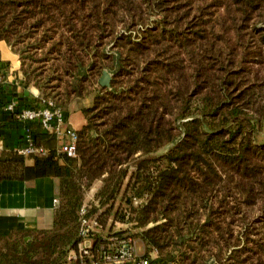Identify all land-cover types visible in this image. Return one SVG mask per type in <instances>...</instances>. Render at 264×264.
I'll return each mask as SVG.
<instances>
[{"label": "trees", "instance_id": "trees-1", "mask_svg": "<svg viewBox=\"0 0 264 264\" xmlns=\"http://www.w3.org/2000/svg\"><path fill=\"white\" fill-rule=\"evenodd\" d=\"M0 41L58 108L93 97L75 157L40 126L44 154L0 151V183L60 179L52 225L0 235V264L64 263L97 180L86 216L131 219L150 264H264V0H0Z\"/></svg>", "mask_w": 264, "mask_h": 264}, {"label": "crops", "instance_id": "crops-1", "mask_svg": "<svg viewBox=\"0 0 264 264\" xmlns=\"http://www.w3.org/2000/svg\"><path fill=\"white\" fill-rule=\"evenodd\" d=\"M0 69L3 71V80L0 82V151H17L26 144L27 127L20 121L18 123L15 113L8 110L7 106L13 102L17 104L18 110L34 106L42 98V94L37 87L27 86L25 76L21 71L20 57L5 41H0ZM92 101L93 97L77 100L73 102L69 111H64L65 120L75 130L80 129L85 124L81 109L91 105ZM33 128L35 133L36 130L42 131L38 125H34ZM29 163L32 164L33 159H29ZM59 184L60 179L57 177L37 178L22 182H1L0 235H7L12 230L32 231L49 228L52 225L54 210L58 205ZM102 184V180H97L86 191L84 205L87 206L95 201V195ZM117 204L118 201L115 207ZM114 222L112 214L108 225H102L105 233L112 234L114 232V224L119 223L118 221ZM124 223L122 222L121 226ZM138 242H141L143 250L142 253H138L143 256L145 246L141 240H137ZM86 245H94V241H86ZM69 255L62 264H79V261L69 258ZM157 257L156 252L151 254L152 259Z\"/></svg>", "mask_w": 264, "mask_h": 264}, {"label": "built area", "instance_id": "built-area-1", "mask_svg": "<svg viewBox=\"0 0 264 264\" xmlns=\"http://www.w3.org/2000/svg\"><path fill=\"white\" fill-rule=\"evenodd\" d=\"M2 80L3 71L0 69V82ZM7 108L14 112L16 118L27 127L26 144L20 147L17 152L26 156L46 152V149L37 146L34 140L33 127L38 125L42 130L58 136L61 152L70 157L77 155V131L67 123L64 111L58 108L54 101L40 98L36 105L21 110H18L17 104L13 102ZM142 200L139 199V201ZM139 201L135 199V203ZM86 213V205H84L81 209L83 217L79 227V236L82 238V242L78 251L70 253L69 258L79 261V264H150L149 259L139 255L136 238L128 233L122 237L109 235L104 232L103 226L96 216L87 217ZM127 215L129 217V213ZM94 235L102 236L107 242H102L96 247L86 245V241L92 240Z\"/></svg>", "mask_w": 264, "mask_h": 264}, {"label": "rangeland", "instance_id": "rangeland-1", "mask_svg": "<svg viewBox=\"0 0 264 264\" xmlns=\"http://www.w3.org/2000/svg\"><path fill=\"white\" fill-rule=\"evenodd\" d=\"M208 12H207V18H209V19H211V20H209L210 21V23L208 24V32L209 33H220L222 30H223V27L222 26H220V25H217L218 24V21H217V19H218V17H220V16H222L223 15V11H222V8H211V9H209V10H207ZM213 24L215 25V28L213 29ZM226 38L227 39H231L230 41H229V44L232 46V47H237V45H236V41L233 39L234 38V35H233V32H228L227 34H226ZM132 40H134V41H138V39L137 38H133ZM228 53H229V51H228ZM227 53V54H228ZM238 58H239V56H238ZM256 68V67H255ZM207 90V89H206ZM85 102V101H84ZM80 103V102H79ZM161 152H158V154H160ZM134 169H135V164L134 163H131L130 164V170H129V172L130 173H132V172H134ZM126 183V182H125ZM123 187H125V184H124V186ZM121 197H122V193L121 194H119L118 195V204H117V207H119L120 205H121V201H120V199H121ZM128 197H132V193H129L128 194ZM136 200L137 201H139V199L138 198H136ZM144 202H145V198L142 200V201H139V202H137V203H135V198H134V200H133V206L136 208V207H138V206H140V205H142V204H144ZM123 208L124 209H126V210H128V213H130V218H133L134 216H135V213H134V209H132L130 206H129V204H127V202L125 203L124 202V204H123ZM119 223L118 224H114V226H115V228L113 229L114 230V232H116V231H122V230H124V232H126V233H128V234H130V235H132L134 238H136L137 240H138V238L136 237V233H137V231H138V229L136 228V226H135V224L133 223V222H131V219L129 220V218L128 219H126V221H125V223H124V225L122 224V226H121V223L122 222H120V221H118ZM115 223V222H114ZM110 224H111V222H110ZM109 224V225H110ZM113 224V223H112ZM109 228V227H108ZM113 228V227H112ZM107 232H110V231H107ZM109 234V233H108ZM142 245H141V242H138V252L139 253H142Z\"/></svg>", "mask_w": 264, "mask_h": 264}, {"label": "water", "instance_id": "water-1", "mask_svg": "<svg viewBox=\"0 0 264 264\" xmlns=\"http://www.w3.org/2000/svg\"><path fill=\"white\" fill-rule=\"evenodd\" d=\"M111 79H112V74L109 71L104 70L103 74L100 78V84L104 87L110 88L111 87Z\"/></svg>", "mask_w": 264, "mask_h": 264}]
</instances>
